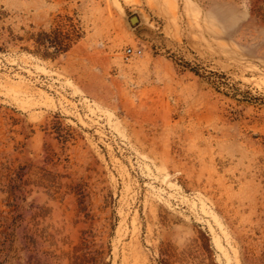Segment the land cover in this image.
I'll list each match as a JSON object with an SVG mask.
<instances>
[{"label":"rangeland","instance_id":"rangeland-1","mask_svg":"<svg viewBox=\"0 0 264 264\" xmlns=\"http://www.w3.org/2000/svg\"><path fill=\"white\" fill-rule=\"evenodd\" d=\"M0 264H264V0H0Z\"/></svg>","mask_w":264,"mask_h":264},{"label":"trees","instance_id":"trees-1","mask_svg":"<svg viewBox=\"0 0 264 264\" xmlns=\"http://www.w3.org/2000/svg\"><path fill=\"white\" fill-rule=\"evenodd\" d=\"M56 35V47L58 49V52H66L69 50L71 45L69 43L65 44L64 41H61V37L63 38V31H62V26H59L58 28L55 29L54 31ZM60 40V41H59ZM72 39H69L71 41Z\"/></svg>","mask_w":264,"mask_h":264},{"label":"built area","instance_id":"built-area-1","mask_svg":"<svg viewBox=\"0 0 264 264\" xmlns=\"http://www.w3.org/2000/svg\"><path fill=\"white\" fill-rule=\"evenodd\" d=\"M139 54H142V50L141 49H134L132 47H129L125 50V55L127 58H131L133 56H137Z\"/></svg>","mask_w":264,"mask_h":264},{"label":"bare ground","instance_id":"bare-ground-1","mask_svg":"<svg viewBox=\"0 0 264 264\" xmlns=\"http://www.w3.org/2000/svg\"><path fill=\"white\" fill-rule=\"evenodd\" d=\"M138 21H139V17H138V16H136V17H132V18L130 19V23H131L132 25L137 24Z\"/></svg>","mask_w":264,"mask_h":264},{"label":"water","instance_id":"water-1","mask_svg":"<svg viewBox=\"0 0 264 264\" xmlns=\"http://www.w3.org/2000/svg\"><path fill=\"white\" fill-rule=\"evenodd\" d=\"M134 17H136V16H134Z\"/></svg>","mask_w":264,"mask_h":264}]
</instances>
